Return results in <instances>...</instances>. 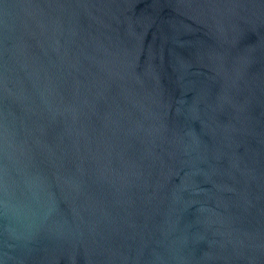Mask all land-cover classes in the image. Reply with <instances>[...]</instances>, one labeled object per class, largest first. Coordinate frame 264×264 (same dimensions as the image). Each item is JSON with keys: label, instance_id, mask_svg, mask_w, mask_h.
I'll list each match as a JSON object with an SVG mask.
<instances>
[{"label": "water", "instance_id": "water-1", "mask_svg": "<svg viewBox=\"0 0 264 264\" xmlns=\"http://www.w3.org/2000/svg\"><path fill=\"white\" fill-rule=\"evenodd\" d=\"M0 264H264V0H0Z\"/></svg>", "mask_w": 264, "mask_h": 264}]
</instances>
